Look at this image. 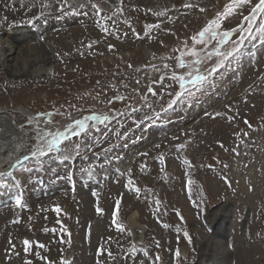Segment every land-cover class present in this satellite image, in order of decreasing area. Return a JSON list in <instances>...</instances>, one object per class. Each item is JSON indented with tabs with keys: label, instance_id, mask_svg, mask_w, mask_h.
Instances as JSON below:
<instances>
[{
	"label": "rangeland",
	"instance_id": "1",
	"mask_svg": "<svg viewBox=\"0 0 264 264\" xmlns=\"http://www.w3.org/2000/svg\"><path fill=\"white\" fill-rule=\"evenodd\" d=\"M168 1L173 9L170 11L175 10V13L160 21L168 31L159 33L163 50L151 57L118 56L134 49L150 51L151 44L145 39L156 27L135 36L137 43L132 46L118 50L108 45L107 49L95 50L87 56L59 58L48 63L49 73L27 80L26 76L10 74L8 68L12 66H7L12 64L10 57L18 50L23 52L24 48L53 52L54 46L19 43L10 57H6V50L0 47V103L9 101L23 110L15 117L10 113V118L19 129L27 132V154L24 156H29L28 160L22 158L13 171L0 177V208L16 203L20 197L22 203L19 206L23 212L32 213L33 217L50 215L53 220L48 226L51 229L57 226L62 235L65 232L70 236L66 231L70 218L85 213L105 215L107 220L109 216L125 219L131 209H136L141 213L139 224L150 226L142 214L148 215L147 206L153 199L151 193L155 196L153 209L160 216L157 221L163 223L158 225L173 240L170 252L175 251V255L182 242L191 252L190 245L186 246L190 242V232L181 211L168 207L170 193L166 187L179 186L183 194L182 185L184 188L199 179L231 186L230 191L234 193L231 191L230 198L225 196L219 200L205 190H199L202 194L198 204L190 205L197 217L204 209L212 211L224 203H230L232 211L240 210L239 203L234 200L238 196L237 187L243 186L252 194L259 183L264 193V110L261 112L264 106V35L257 30L259 21L252 22L250 36L237 30L232 33L230 42L222 46V51L230 49L231 42L243 35L246 39L240 55L221 62L220 57L209 56L216 43L212 41L207 47L195 45L200 63L193 64L197 57L185 54V67L181 68L177 57L186 48L193 47L191 37L217 12L223 11L229 0ZM103 3L99 4L101 10ZM186 3L197 7L185 8ZM200 8L205 11L201 12ZM132 11L136 12L135 9ZM249 11L248 7L241 8L237 14L223 20L220 31L236 29L241 24L248 27L243 16ZM175 15L187 22L174 20ZM127 20L129 28L134 29L130 26L133 24L131 19ZM72 23L64 27L79 25ZM184 24H190L191 28L187 31L180 28ZM44 36L46 34L39 36L40 41L45 40ZM124 37L126 32L120 36L121 39ZM131 40L132 36L119 43L126 44ZM40 64L38 62L37 66ZM197 70L204 79L195 85H186L185 89L180 88L178 80L172 79L174 73L186 76L189 72L196 74ZM37 113L48 115L39 117L38 123L29 122V118ZM92 115L107 116L108 119L89 120L84 130L76 128V120ZM68 125L73 126L75 134L69 132L67 139L50 151L45 147L44 155H30L41 143L37 138L38 131L55 133L64 131ZM196 186L202 189L200 182H196ZM33 197L37 203L46 199L52 209L39 211L38 206L32 211L25 204ZM63 205L66 210L59 213L54 210L55 206L61 210ZM77 205L82 206L79 213ZM170 219L174 223L168 224ZM122 225L126 231L127 225ZM126 234L120 241L122 252L131 246L128 230ZM145 236H149L148 232ZM147 239L141 245L153 244L157 235ZM66 241L59 245L60 260L62 262L69 251L71 259L68 262L71 263L75 251ZM155 250L153 247L154 256L158 251ZM94 259L98 262L97 255ZM174 262L173 259L170 263ZM186 263L194 262L187 259Z\"/></svg>",
	"mask_w": 264,
	"mask_h": 264
},
{
	"label": "bare ground",
	"instance_id": "2",
	"mask_svg": "<svg viewBox=\"0 0 264 264\" xmlns=\"http://www.w3.org/2000/svg\"><path fill=\"white\" fill-rule=\"evenodd\" d=\"M167 1L0 0V47L2 50H6V57H10L15 54L14 46L19 43H38L39 45L47 43L54 46L53 52L24 48L23 52L18 50L14 56L10 57L12 64L7 65L12 66L8 68L10 74L26 76L29 80L30 77L35 78L49 73L48 63L59 58L87 56L94 53L95 50L98 52L107 49L108 45L118 50L132 46L137 43L135 36L144 33V25L159 24V27H156V30L145 39L151 44L150 51L141 52L139 49H134L119 53L118 56L151 57L163 50V39L159 33L168 31L163 28L160 21L171 18L175 13V10L174 12L170 11L173 9L169 7L171 3ZM102 3L104 4L103 10L99 8V4ZM80 5H84V7H80ZM93 5H96L100 10L99 15H97V8H94ZM118 9H122V11H118ZM132 9H135L136 12ZM158 12H164V15H154ZM128 18L131 19L133 24L130 26H134V29L129 28ZM173 19L181 20L176 15ZM182 20L187 22L185 18ZM69 22L79 25L65 28L64 26ZM181 27L187 31L191 25L184 24ZM170 28L173 30L172 27ZM125 32L126 37L121 39L120 36ZM41 34H46L44 41H40ZM131 36V42L119 43L120 40L125 41ZM79 47L80 50H78ZM110 57L108 55V58ZM38 62L41 63L39 66H37ZM262 107L261 112L264 110V106ZM21 112H23L21 107L19 108L9 101L2 105L0 103V173L8 174L13 171L17 167L15 162L21 160L25 153L27 154L25 146L27 132L19 129L10 118V113L15 117L21 115ZM196 182L201 183L202 189L197 188ZM206 182L204 179H199L184 188L182 185L183 194L180 192L179 186L166 187L167 192L170 193L167 196L168 207L171 210L181 211L184 224L190 232V242L186 246L190 245L191 252L187 251L184 242L179 245V256L173 255L175 251L170 252L173 240L171 241L167 237L168 233L161 230L162 226L158 225L163 223L157 221L160 216L153 209L155 196L150 193L153 199L147 206L148 215L142 214L149 221L150 226L145 227L139 224L141 213L136 209H131L125 219L121 216H109L107 220L105 215L92 213L87 215L85 213L78 215L75 219L70 218L66 230L70 236H66L65 232L62 235L57 226L52 229L51 226H48L53 220L50 215L40 216L37 214V217H33L32 213L23 212L17 203L5 204L3 208H0V264H26L27 261H31V264H62L59 245H62L66 239V244L72 245L75 251L73 261L69 264H171L173 259L175 260L174 264H184L187 259L192 260L193 264H264V201H261V199L264 200V193L260 184L255 186L252 194H249L243 186L237 187L238 196L234 200L239 203L240 210L232 211L228 205L230 203H226L227 205L224 203L212 211L204 209V212L201 211L197 217L190 205L198 204L199 196L202 194L199 190H205L212 198L218 200L225 196L230 198L231 193H234V191H230L231 186L225 187L224 184L222 186L220 183L217 185ZM259 182L261 183V181ZM233 188L236 190L235 186ZM229 191L230 193H228ZM228 201L232 202V200ZM131 202L130 200V206L133 208ZM25 205L29 206L32 211L36 210L38 206L39 211L52 209L46 199L37 203L34 197ZM65 207L61 206V211L66 210ZM81 209L82 206H76L78 213ZM58 218L56 222H58ZM81 219L84 222L80 221ZM114 220L125 223L126 229L130 230L131 246L125 247L123 252L120 241L127 235V230H118L116 224L113 223ZM177 220L180 221V219ZM170 223H174L172 219L169 220L168 224ZM53 229L56 230L53 231ZM137 230L140 232L137 233ZM147 232L148 237L145 236ZM156 235L157 240L153 244L141 245L147 238L150 239ZM109 237L111 240L108 239ZM164 238L166 239L164 240ZM25 239L30 241L27 246L23 243ZM133 243H136L134 247ZM40 245H44V247L41 248ZM101 245L107 249L106 252L98 253L97 250ZM26 247L27 251H25ZM153 247L158 250H155L157 251L156 256L152 252ZM131 248L135 249L131 250ZM108 252L111 253V256L108 255ZM95 255H97L98 262L94 259ZM170 256L172 257L170 258ZM70 259L71 252L68 251L63 260L69 261Z\"/></svg>",
	"mask_w": 264,
	"mask_h": 264
},
{
	"label": "snow or ice",
	"instance_id": "3",
	"mask_svg": "<svg viewBox=\"0 0 264 264\" xmlns=\"http://www.w3.org/2000/svg\"><path fill=\"white\" fill-rule=\"evenodd\" d=\"M80 7H84V5H80ZM93 7L97 8L96 5H93ZM183 7L192 8V7H197V5H194L192 3H186L185 5H183ZM244 7L250 8V11L248 12V14L243 16V20L247 21L249 26L244 27L243 24H241V25H238L236 29H231L229 31L221 32L220 31L221 22L237 14L238 10ZM199 10L201 12L205 11V9L203 8H200ZM99 11L100 10L97 8V15H99ZM118 11H122V9H118ZM154 15L161 16V15H164V12L154 13ZM257 20L259 21L257 30L260 35H264V0H255L254 3H253V0H229V2L224 5L223 11L217 12L212 19L207 21L206 25L197 34L191 37L192 42H193V47L191 49L186 48L184 51L181 52V55L177 57L179 67L181 68L185 67V61H184L185 54L197 57V59L193 61V64L200 63V60L198 58L199 52L197 51L195 45H203L207 47V45L210 44L212 41H215L216 43H215V47L213 48L209 56L216 55L217 57L221 58V62H222V60L227 59L228 57L240 55V53L243 51L244 41L246 39L245 36L241 35L239 40L232 41L231 42L232 46L228 50L222 51V46L230 42L232 33L237 30H239L242 33H247L250 36L252 33V27H251L252 22L257 21ZM153 27H159V24L146 25L145 29L147 31L148 29H151ZM109 47H112V46L110 45ZM189 67H191V65H189ZM172 79L178 80L180 88L185 89L186 85H195L197 82L202 81L204 77L198 74V70H197L196 74L189 72L187 73L186 76L176 75L174 73L172 76ZM149 91H151V89H149ZM178 95H180V93H178ZM116 99H123V98L116 97ZM44 115H48V114L37 113L34 117L29 118V122L35 121L38 123L39 122L38 118ZM107 119H108L107 116L102 117L101 115H92V116L84 117L81 120H76L74 123H75L76 128H79L80 130H84L86 126V122L89 120L102 121V120H107ZM69 132H73L75 134V129L73 128L72 125H68L67 128L64 129V131H57L55 133L50 132V131H45V132L38 131L37 138L41 141V143L35 146V150L32 151L30 155L32 157H36L38 155H44L45 147L50 151L53 147H56L57 145H59L62 140L67 139ZM28 159H29L28 155H25L23 157V160H28ZM15 163L20 164L21 161L17 160ZM13 167H15V165H13ZM4 175L6 174L0 173V177ZM128 183L131 184L132 181L129 180ZM136 191L139 192L140 189L137 188ZM16 203L17 205H20L22 203V200L20 197H17ZM156 203L157 205H159L160 202L157 200ZM117 204H119V201H117ZM54 210L57 213L61 211L58 206H55ZM97 211L99 212L100 209L98 208ZM113 223L116 224V227L118 230L124 231V226L122 225V223H119L115 220L113 221ZM53 231H55V229H53ZM108 239L111 240V237H109ZM23 243L25 246H27L30 244V241L25 239ZM12 247L14 248L15 246L13 245ZM40 247L43 248L44 245H40ZM25 251H27V247L25 248ZM97 251L98 253H103V252H106L107 249L104 248L103 245H101ZM108 255L111 256V253L108 252ZM176 255L179 256V250H177ZM157 259H159V257H157ZM26 264H31V261H27ZM62 264H69V262L62 260Z\"/></svg>",
	"mask_w": 264,
	"mask_h": 264
}]
</instances>
